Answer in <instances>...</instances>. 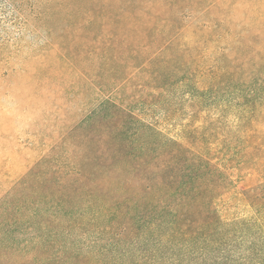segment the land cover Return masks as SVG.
Returning a JSON list of instances; mask_svg holds the SVG:
<instances>
[{
    "label": "trees",
    "instance_id": "obj_1",
    "mask_svg": "<svg viewBox=\"0 0 264 264\" xmlns=\"http://www.w3.org/2000/svg\"><path fill=\"white\" fill-rule=\"evenodd\" d=\"M240 63L213 81L236 85L226 92L231 100L238 95L232 120L207 117L172 139L106 100L57 135L0 194V264H256L264 183L230 194L227 169L264 163V89L253 73L240 80L247 61ZM163 67L172 69L158 65L154 82ZM216 89L195 92L217 100ZM239 206L248 216L231 212Z\"/></svg>",
    "mask_w": 264,
    "mask_h": 264
},
{
    "label": "rangeland",
    "instance_id": "obj_2",
    "mask_svg": "<svg viewBox=\"0 0 264 264\" xmlns=\"http://www.w3.org/2000/svg\"><path fill=\"white\" fill-rule=\"evenodd\" d=\"M245 59L240 80L253 73L264 89V0H0V194L106 100L172 139L207 117L232 120L238 95L231 100L226 92L236 85L213 81ZM164 62L172 69H160L154 82ZM166 79L174 82L162 92ZM212 83L222 93L200 100L195 91ZM227 173L233 195L264 183V163ZM231 212L248 216L243 206ZM257 217L256 264H264V220Z\"/></svg>",
    "mask_w": 264,
    "mask_h": 264
}]
</instances>
